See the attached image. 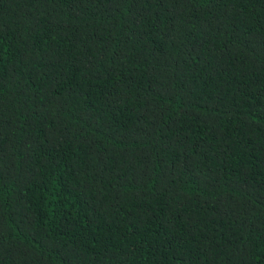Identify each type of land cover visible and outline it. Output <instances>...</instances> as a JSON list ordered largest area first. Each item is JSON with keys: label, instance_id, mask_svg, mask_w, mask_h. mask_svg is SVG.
<instances>
[{"label": "trees", "instance_id": "16d2710c", "mask_svg": "<svg viewBox=\"0 0 264 264\" xmlns=\"http://www.w3.org/2000/svg\"><path fill=\"white\" fill-rule=\"evenodd\" d=\"M0 264H264V0H0Z\"/></svg>", "mask_w": 264, "mask_h": 264}]
</instances>
